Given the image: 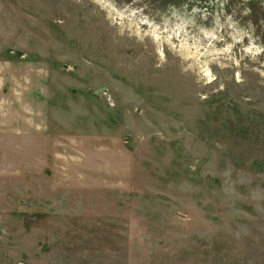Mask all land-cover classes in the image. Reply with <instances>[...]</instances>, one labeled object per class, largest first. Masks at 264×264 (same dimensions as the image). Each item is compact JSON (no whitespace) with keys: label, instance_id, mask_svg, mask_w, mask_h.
<instances>
[{"label":"rangeland","instance_id":"1","mask_svg":"<svg viewBox=\"0 0 264 264\" xmlns=\"http://www.w3.org/2000/svg\"><path fill=\"white\" fill-rule=\"evenodd\" d=\"M0 264H264V0H0Z\"/></svg>","mask_w":264,"mask_h":264}]
</instances>
